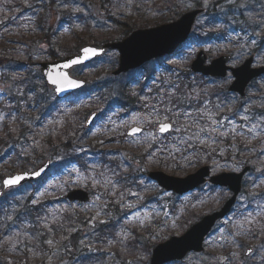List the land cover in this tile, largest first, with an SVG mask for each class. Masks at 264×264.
<instances>
[{
  "label": "rangeland",
  "instance_id": "374dc122",
  "mask_svg": "<svg viewBox=\"0 0 264 264\" xmlns=\"http://www.w3.org/2000/svg\"><path fill=\"white\" fill-rule=\"evenodd\" d=\"M138 1L144 0H61L55 5L48 0H0V137L8 133L14 135L17 128L24 125L34 131L28 138L17 142L14 137L5 148H0V182L4 177L24 171L16 165L17 153L18 163H22L34 158L33 150L43 152L51 139L65 144L63 150L50 159L51 167L45 177L33 185L8 192L0 200V221L15 220L23 206L45 205L41 226L49 216L51 223L58 218L57 227L69 226L65 233L51 235L47 248L25 246L26 237L22 234L11 244L3 242L7 249L0 247V264H81L79 253L84 255L82 258H91L89 264H150L156 245L174 236L180 237L191 225L211 213L208 211L211 206L221 207L230 194L221 189L212 194L207 185L179 197L162 189L149 179L148 174L160 171L184 178L209 163L214 174L240 172L246 165L257 167V171L246 176L248 193H242L236 211L212 231L206 240L205 251L200 255L191 254L181 264H264V96L261 97L264 78L246 98L232 96L225 104L219 102L215 94L221 93L225 86L228 88L231 77L210 84L187 74L197 53L204 50L209 54L210 48L215 56L221 51L231 52L234 56L232 66L241 64L250 55L244 46H261V31L254 34L231 27L229 35L217 48L188 42L176 58L164 64L154 61L142 73L139 70L116 78L102 75V80L89 83L99 91L97 96L90 93L57 103L53 90L43 80L40 64L49 61L51 49L48 40L42 39L43 34L48 31L54 37L58 31L63 36L73 37L83 30L81 22L76 25L63 23L62 16L67 8L74 7L75 11L91 18L92 25L110 30L112 17L120 22L130 21L132 10L140 5ZM167 1L147 0L149 4ZM183 1L186 10L195 9L193 0H180ZM236 1L229 0L234 12L237 10L235 5L244 7L243 1L237 4ZM201 2L205 9L212 3L210 0ZM149 16L152 23L157 21L152 20V13ZM204 23L203 16L196 26ZM7 45L16 54L7 53L10 49L4 54L3 47ZM242 49H245L244 57ZM108 58L104 59L105 63ZM255 65H264V46L256 55ZM170 68L172 71L162 84V94L150 89L141 99V89L134 87L132 91L127 85L137 80L139 73L141 79L137 86L151 81L155 72L159 75L158 84L164 77V69ZM90 73V68H81L72 75L86 79ZM126 86L125 93H131L137 99L134 106L130 103V113L113 110L95 127L86 128L91 113L96 112L99 119L112 105L127 104L126 100L119 99L124 98L120 88ZM212 87L216 88L210 90ZM83 92L80 93L85 94ZM208 95L217 98L212 111ZM167 102L166 107L161 108ZM182 102L184 105L202 102L198 114L205 126L194 122L191 110H186ZM161 109L163 113L174 111V117L178 116L176 122L181 129L178 132L185 129L181 119L192 123L194 130H188L182 140L166 145L145 159L144 152L158 142V126L167 122ZM134 126L143 128L144 132L129 137L127 132ZM253 126H256L255 130L250 132ZM256 152L258 157L254 159ZM75 156L82 157V165L88 167L84 169L73 160ZM100 157L108 164L103 165ZM131 173L135 179L130 187H123L114 179V176L127 177ZM256 176L262 178L254 181ZM79 189L89 192V203L73 204L66 200L71 190ZM247 208L249 210L245 212ZM114 209H118V215L114 214ZM192 212L197 214L193 223L187 221ZM60 221L64 225L60 226ZM112 225H116L114 234L105 240L102 237L104 228ZM69 244L77 247L68 251ZM248 249L251 253L246 255Z\"/></svg>",
  "mask_w": 264,
  "mask_h": 264
},
{
  "label": "trees",
  "instance_id": "16d2710c",
  "mask_svg": "<svg viewBox=\"0 0 264 264\" xmlns=\"http://www.w3.org/2000/svg\"><path fill=\"white\" fill-rule=\"evenodd\" d=\"M210 1L212 3L210 4L204 16L205 23L203 25H197L195 28L194 34L192 36L194 41L209 43L210 46H212L213 48H217L218 46H220V44L224 42L225 38L229 35V30L231 27L242 31H250L253 32L254 34L257 31H261L262 34H264V0H237L236 4L238 3V1L239 2L243 1L244 7L238 8V6L235 5L234 7L237 9L235 10V12L232 8L233 6H230L229 0H210ZM193 2H195L194 6L196 8H203V3L201 2V0L198 1L193 0ZM139 4H140L139 6H136L132 10L133 12L129 18L130 21L120 22L116 20L114 17H112L109 20L110 22L113 23L110 30H104L103 28L96 26V24L92 25L90 23L92 22V19L86 16L83 12L79 13V11L77 10L75 11L74 7L67 8L62 16L63 23L65 25L66 24L76 25V22L78 23L81 22L83 30L79 35L76 34L73 35V37L63 36L62 33H59L58 31L54 34V37H52L50 35L52 33L46 31V33L43 34L42 39L44 38L47 39L51 47L49 52V60L55 61L76 54L81 47L88 44H95V43L104 44L106 42L120 41L126 38L128 35H130L134 30L146 29L148 27L155 25L167 24L175 20L177 17H179L181 14H183L185 11L188 10V9L186 10V3L184 1L180 2V0H168L166 3L160 2L157 4L154 2L152 4H149L147 0H144L139 2ZM51 5H55V4L51 3ZM149 13H152V17H154L152 18V20L153 19L157 20L155 23L151 22L150 19L151 17L149 16ZM262 44H264V38L262 40ZM259 47L260 46L258 47L250 46L249 49L252 51H258ZM7 49H10L9 45L3 47L4 54H6ZM212 51L213 49L210 48V56L215 57ZM7 53L14 54L15 51L10 49L7 51ZM108 57L109 58L106 63L104 62L105 58H103L102 60H98L89 66L92 73V78L90 77L91 74L90 73L88 74L86 80L90 84L96 80H102V75L106 77L111 76L112 71L115 70L117 66V57L111 55ZM99 65H101L100 68ZM164 70L165 72L163 75L164 77H162V82L167 81L165 76L167 77L172 71V69H164ZM171 80L173 81L174 78H172ZM88 89H89L88 91H90V93H92L93 95L95 96L98 95L97 92L99 91H95L92 85H89ZM127 89L128 86L122 89L120 88V91H122V95L124 96V98L123 97L119 98L121 101L123 99L126 100L127 104L125 105L123 103H120L114 105L113 107L123 105V107L129 108L130 103L134 106L137 99L134 98L133 94L131 93L126 94L125 92L127 91ZM168 103L169 102H167L162 107H166ZM183 106L186 107L187 105L183 104ZM174 114H175L174 111H170L167 113L164 112L163 116L165 118H168L170 121H176L178 116L175 118ZM180 121L185 124V126H183L185 128L194 127L193 124H191L190 122H186L183 119H181ZM31 132L32 133L34 132L32 128H29L26 125L19 126L17 128L16 134L11 135L8 133L6 134V136L0 137V148L2 149L5 148V146L7 145L6 143L10 142L14 137L18 139L17 142H20V140H24L25 138H28V136L31 135ZM64 146L65 144L63 141L60 140L55 141L54 139H51L49 142L46 143V147L44 148L45 150H43V152H38L37 150H33L34 158L32 160L29 159L26 160L25 162L18 163V159L20 157H19V153H17L16 156L18 157H17L16 165H19V169L21 168L24 170L35 168L39 165L41 161L56 156L61 150H63L62 147ZM258 155L259 157L261 156L259 152ZM257 157L258 156L256 152L254 159ZM101 159L104 162V163L102 162L103 165L108 164L107 163L108 161L105 158H101ZM73 160L82 164V159L77 156H75ZM113 165L117 166V163L114 162ZM82 166L84 169L88 167L85 165ZM110 171L114 173L117 172L115 170H110ZM255 171H257V167L254 168L253 166L252 173L256 174ZM262 177H264V165H263ZM262 177L259 178L261 179ZM134 178L135 175L133 173L129 174V176L127 177H124L123 175L114 176V179L117 180L123 186H131V183L134 184ZM259 178L256 176L255 180H258ZM248 185H249L248 183L245 184L244 193H248L247 192ZM210 191L212 194H214L216 192V189L210 188ZM41 210L43 211V213ZM215 210H217V206L213 205L210 207V210L208 211H215ZM247 210L249 209L247 208L245 212ZM45 213L46 212L43 205L41 207L37 206L31 208H28L27 206H23L21 207V211L18 213L15 220H12L11 222H6L7 221L6 219L5 221H0V247L2 246L6 248L7 244H3V242L11 244V242L14 241L16 236H18L20 233H23L26 236L25 238L26 241L24 242L25 246L33 248V247H40L41 245H43V247L47 248L46 243L49 237L51 235L58 236V233L62 231L65 233V231L69 228V226L67 227L65 226L64 228L57 227L56 226V223L58 221L57 217L54 218L53 223H51L49 219L41 226L42 220L45 219ZM118 213L119 212L115 210V215H117ZM196 215L197 214H195V212H192L191 215L187 217V221L191 220V223L195 222ZM32 219H34V222L32 221ZM47 225H49V228L47 227ZM59 225L60 226L64 225V223L60 221ZM115 226L116 225H112L111 227L107 226L106 228H104L105 231L102 234V237L105 240H109L110 237L114 234L113 231ZM189 226L190 225H188V227ZM72 247H77V246L69 244L66 248L68 251H70L72 250ZM79 254H81V264H89L92 261L89 256H85L84 258H82V256L84 255H82V253Z\"/></svg>",
  "mask_w": 264,
  "mask_h": 264
},
{
  "label": "water",
  "instance_id": "95a60500",
  "mask_svg": "<svg viewBox=\"0 0 264 264\" xmlns=\"http://www.w3.org/2000/svg\"><path fill=\"white\" fill-rule=\"evenodd\" d=\"M58 2L59 0H50ZM204 13L203 9H195L182 15L177 21L161 25L151 29L137 30L129 37L120 42H110L106 44H90L81 48L77 54L67 57L62 60L53 61L50 63H42L41 73L48 87L54 89V92L59 100H65L75 92L83 89L86 82L82 79H76L71 76V71L77 67L87 65L97 58L103 57L109 51H118L119 66L113 72V76H120L123 73L138 69L151 60L167 57L173 58L177 53V49L185 43L196 23L197 18ZM94 49L96 54H85L84 49ZM72 60H79L80 63L74 64L71 67H63L69 64ZM230 56H222L213 60L210 64L208 56L202 51L198 54L196 60L192 64V71L204 76H212L216 78H224L228 71L232 72L235 81L230 86L231 92L244 97L246 89L250 83L264 75V66L260 68H252L254 57H250L238 68H229ZM67 74L70 79L78 82V87H66L62 91H57L56 85L51 82L50 77L62 76ZM96 115L93 114L88 119L86 126L90 127ZM170 125V124H169ZM139 129V128H138ZM172 130L161 132L166 134ZM142 132L130 136L139 135ZM50 168V162H45L35 172L14 173L12 176L6 177L2 181L3 189L0 191V198L10 189L20 187L28 183H33L37 179L44 176ZM250 171V167H246L241 173H223L212 176L209 182L217 187L227 188L232 197L225 203L221 210L214 212L211 215L204 217L201 221L193 225L183 236L173 237L169 241L158 245L153 251L151 264H167L172 261L183 260L187 254L191 252L201 253L204 250V242L219 220L225 219L231 212L237 202L243 188V178ZM16 176L24 178L15 185L5 186L4 181ZM210 176V168L203 167L196 173L187 176L186 178L170 177L162 172H153L150 178L156 181L162 188L169 192H174L184 196L207 182ZM67 199L71 202L87 203L90 200L89 194L82 190H75L68 194ZM251 250H248V254Z\"/></svg>",
  "mask_w": 264,
  "mask_h": 264
},
{
  "label": "snow or ice",
  "instance_id": "6c2138e0",
  "mask_svg": "<svg viewBox=\"0 0 264 264\" xmlns=\"http://www.w3.org/2000/svg\"><path fill=\"white\" fill-rule=\"evenodd\" d=\"M84 52H85L86 55L89 54V53H91L92 55L96 54L95 50L94 49H90V48L89 49H84ZM77 63H80V61L79 60H72L69 64L63 65V67H65V68L71 67L72 65L77 64ZM50 78H51V82L54 85H56L57 91H62L66 87H78L79 86L78 82L73 80V79H70L67 74H63L62 76L57 75L56 77H50ZM245 119H247V117H245ZM170 127H171V125L162 123L160 125L159 130L161 132H166V131H168L170 129ZM255 127L256 126H253V128L249 129V131L250 132L254 131ZM139 131H140V129H138V128H134L132 130L133 134H135L136 132H139ZM23 178H24L23 176H16L14 178L7 179V180L4 181V185L5 186L15 185L19 181H21ZM49 243H51V241H49Z\"/></svg>",
  "mask_w": 264,
  "mask_h": 264
},
{
  "label": "flooded vegetation",
  "instance_id": "af4514ba",
  "mask_svg": "<svg viewBox=\"0 0 264 264\" xmlns=\"http://www.w3.org/2000/svg\"><path fill=\"white\" fill-rule=\"evenodd\" d=\"M169 139H173L172 137H170V138H158V142L157 143H160V144H162L164 141H166V143H165V145H168V140ZM157 143H155V145H157Z\"/></svg>",
  "mask_w": 264,
  "mask_h": 264
}]
</instances>
